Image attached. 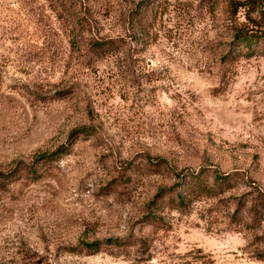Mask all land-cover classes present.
<instances>
[{"label": "rangeland", "instance_id": "rangeland-1", "mask_svg": "<svg viewBox=\"0 0 264 264\" xmlns=\"http://www.w3.org/2000/svg\"><path fill=\"white\" fill-rule=\"evenodd\" d=\"M0 174V264H264V0H0Z\"/></svg>", "mask_w": 264, "mask_h": 264}, {"label": "trees", "instance_id": "trees-1", "mask_svg": "<svg viewBox=\"0 0 264 264\" xmlns=\"http://www.w3.org/2000/svg\"><path fill=\"white\" fill-rule=\"evenodd\" d=\"M251 35H246V36H241V35H238L237 36V40L240 42V43H244V44H249L251 43L253 40H255V36L254 37H250ZM111 44V43H110ZM113 44H111L112 46ZM110 47V46H109ZM104 48H108V44L106 42H99V43H95L94 44V49L95 51H101L103 50ZM0 176H2V174H0ZM192 176H198L197 175H192ZM190 176L188 179H187V182L186 180H184L185 184L183 185L184 189V195L187 196V197H195L197 195H200V194H213L216 192V187H213L211 185H208L206 183H204V181H200V179L198 177H192ZM218 178V177H217ZM216 186V184H215ZM169 195H168V204L170 206H172L173 208H177V209H180L182 210L183 208H185V206L187 205V203L184 201L182 195L179 193V194H175L176 197H173L171 195L170 192H168ZM166 193V194H168ZM124 242H121L119 239L117 238H114V239H107V240H104L103 243H100V244H105L107 246H120V245H123ZM85 248L88 249V251L90 252H95L98 250V243L97 242H92V243H88V244H85L84 245Z\"/></svg>", "mask_w": 264, "mask_h": 264}]
</instances>
